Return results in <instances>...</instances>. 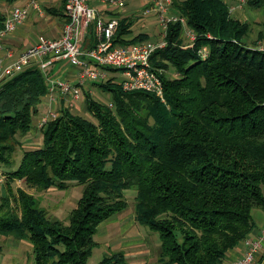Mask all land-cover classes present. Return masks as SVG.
Listing matches in <instances>:
<instances>
[{"label":"trees","instance_id":"1","mask_svg":"<svg viewBox=\"0 0 264 264\" xmlns=\"http://www.w3.org/2000/svg\"><path fill=\"white\" fill-rule=\"evenodd\" d=\"M173 8L196 41L183 48L181 24L171 25L167 45L152 58L159 72H172L160 73L166 102L144 91L124 92L110 80L98 87L111 94L113 108L86 93L95 121L62 107L40 130L35 120L48 92L42 70L30 67L3 85L0 163L7 190L0 236L30 242L34 264H88L99 226L129 207V190L136 192L137 222L159 236L157 264H223L257 227L253 211L264 212V51L257 41L248 43L250 25L223 0H174ZM5 19L0 12V30ZM134 24L131 17L120 19L115 43L150 39L132 36ZM203 48L206 58L199 55ZM35 130L42 145L25 150L13 169L20 137ZM10 180L41 191L82 185L71 224L49 219L33 195L14 193ZM100 264L127 261L115 253ZM256 264H264V254Z\"/></svg>","mask_w":264,"mask_h":264},{"label":"built area","instance_id":"2","mask_svg":"<svg viewBox=\"0 0 264 264\" xmlns=\"http://www.w3.org/2000/svg\"><path fill=\"white\" fill-rule=\"evenodd\" d=\"M129 1L66 0V23L62 34L58 38L39 36L32 47L16 58H13V47H7L5 41L33 12L44 17L46 11L41 0H26L21 5L13 6L0 30V49L6 50V56L0 58V91L7 81L26 69H41L48 82L46 95L49 109L37 119L36 126L40 130L59 117L61 104L64 103L65 108L72 111L79 102L85 100L86 103V93L91 96L94 93L92 89H88L89 85L98 87V83L117 81L115 77L109 76V71L122 75V80L117 82L124 92L144 91L155 94L162 102H166L163 80L158 69L154 67L152 58L158 49L167 45L165 39L171 25L181 24L183 36L188 41L183 48L194 46L196 34L187 26L184 16L173 12V0H152L149 6L143 11L140 10L139 16L144 18L154 15L161 28L159 39L155 42L117 44L115 37L120 27V19ZM91 31L94 43L89 45L87 37ZM259 49L264 51V44H259ZM208 53L207 48L199 50V55L203 58ZM6 59L12 61L7 62ZM57 63L68 66L69 77L61 78L51 72ZM113 106L112 103L109 107ZM2 180L0 172V182ZM263 246L264 229L257 239L248 241L246 252L235 264H256V255Z\"/></svg>","mask_w":264,"mask_h":264},{"label":"rangeland","instance_id":"3","mask_svg":"<svg viewBox=\"0 0 264 264\" xmlns=\"http://www.w3.org/2000/svg\"><path fill=\"white\" fill-rule=\"evenodd\" d=\"M243 1H245L244 4H243ZM248 1L249 0H227V2L231 4L229 5L230 13L234 15L236 18L240 19L241 21L248 22L251 27V32L248 38L246 39L247 41L249 40L248 43H253L257 41V45L259 47V44H264V38L263 40L259 39L260 32H262V34L264 35V0H253V1H257V3L259 4V7L257 8L255 7V9L250 7V5L248 4ZM150 2L151 0H130L127 3V6L123 10L124 12L128 11L127 15H132L131 19L134 20L135 22H138L136 27L133 29V34H136V33L138 34L139 31L144 30L143 32H146L145 34L150 35V40L155 41L156 39H159L160 37L161 28L157 20L155 19L154 15L150 17H144V18H141L142 16H139L140 10L143 11L147 6H149ZM178 2H180V0H178ZM173 3H174V0H173ZM257 3H255L254 5H257ZM42 6H43L44 11H46L45 8L47 7L52 6V7L58 8L60 6V3H54V2L47 3V4L43 3ZM177 6L179 5L177 4ZM171 9L175 11V9L173 8V4H172ZM0 12L5 13V10H2L0 8ZM132 12H135V13H132ZM47 16L48 15L46 14L45 17L47 18ZM141 20H144V21L140 23ZM41 35L47 36L44 33ZM187 42L188 41L186 37H184V43H187ZM160 73L161 74L164 73L165 75L169 76L172 72L171 71L164 72L160 70ZM109 76L115 77L118 82L122 80V75L118 72L109 71ZM88 87H87L88 89L93 90L94 93L92 96L98 103L104 106H110L113 103L112 96L109 92H105L99 87L94 86L93 84L89 85ZM84 101L85 100L79 102L77 104V107H75V109L72 110V113L76 115L84 116L88 118L89 120L91 119L92 121H95L93 117L89 113L86 112V110L84 111L82 110L84 103H85ZM61 106L66 107L64 103L63 105L61 104ZM48 109H49V99L47 96H44L42 99V103L40 105V116L46 114ZM112 112H114V110ZM35 125H37V120H35ZM41 137H42L41 133L40 132L38 133V130H35L33 133L27 135L26 137H20V141H22L23 144L21 148L19 145L16 147L17 151L13 155V160L15 163V168L13 169L18 168L25 150L38 148L42 145ZM4 168H6V166L0 163V172L3 173L2 174L3 180L2 182H0V203H1V197L3 196V194L6 193V190H7V175L4 173ZM10 183H11L10 186L13 189L14 193L17 194L18 189H22V190H25L27 193L33 195L34 198H36L37 200V205L41 206L44 210H46V212L48 213L49 219H51L52 221L55 219L60 220V222L64 225V227L69 226L71 224L70 213L72 212L74 208H76L84 192V187L82 185H77V184H71L67 190H58L55 188H51L47 191H41V190L32 188L24 180H20V181L10 180ZM263 191H264V186H263ZM135 196H136V192L134 190H129L126 192V198H127L129 207L125 212H123L120 215L124 217L128 216V218L124 219V223L134 221L135 219V215H134ZM253 217L257 224V228L258 226H262V227L264 226V212L262 210L255 209L253 211ZM132 226H131L132 230L128 234V241L130 239L138 240L139 238H142V237L145 239L142 244L136 243V240H135L134 243H132L131 246L128 247L131 253L134 252L135 254H137V252H141L139 260L133 259L134 257H136L135 255H133L131 258L128 259L129 260L128 264H157V260H158L159 253H160V241L158 240L159 239L158 234L150 231L145 226L138 225V223L135 221L132 223ZM136 226L140 230H137ZM103 227H107L109 229L110 227H115V225L114 223L105 222L99 226V233L97 232V234L94 237L96 246L93 250L92 257L89 259L88 264H100L104 256H106L107 254H110L111 251L114 252L115 251L114 249L117 248L116 247L117 243H116L115 238H109V237L100 238V230ZM115 229H116V233H119L122 231L121 227H116ZM123 234L124 233L119 234V236L121 235V237L120 238L117 237V241L122 240L121 238ZM5 238L6 237L0 236V253L3 251L4 253L7 252L5 254L7 258L15 256L14 259L12 258L8 260V263L6 264H34L32 246L31 247L29 246L31 245L30 243L27 244L28 242L22 241L23 245L21 247L17 248L16 246L17 243H15L16 248H11L12 241L14 239L13 238L5 239ZM125 240L126 239H123V241ZM124 246L125 245H123L122 247ZM0 258L3 259V257H0ZM2 259H0V264L5 263L4 262L5 260L2 262ZM13 260H17V261H13Z\"/></svg>","mask_w":264,"mask_h":264},{"label":"crops","instance_id":"4","mask_svg":"<svg viewBox=\"0 0 264 264\" xmlns=\"http://www.w3.org/2000/svg\"><path fill=\"white\" fill-rule=\"evenodd\" d=\"M65 1L66 0H41V4H43V3L47 4V3H51V2L53 3L54 2V3H60V6L58 8L52 7V6L45 8L46 14L48 15L47 18L45 16L44 17H40L37 13L33 12L31 14V17L22 26H20L11 36L8 37V39L5 42H6V46L7 47H9V46L13 47V49H14L13 50L14 51V57L13 58H16L21 52H23V51L29 49L30 47H32L37 42L38 37L41 34H43V33L45 35H47L48 37H52V38H58L62 34V30H63V27H64V25L66 23V19H65L64 15L63 16L59 15L60 13L58 12V10H62L60 12L64 13L63 10H64V2ZM223 1L225 3H227L228 6L231 5V4H229V2H227V0H223ZM249 1H248V4H249ZM25 2H26V0H19V1L15 2L14 4H7L5 2H0V8L2 10H5L4 14L6 15V18H7V16L9 15V13L11 11V9L13 8V6L21 5V4L25 3ZM244 3H245V1H243V4ZM249 5H250L251 8H254V9H255V7L256 8L259 7V4L254 5V6L251 5V4H249ZM241 8H242V6H241ZM48 10L49 11L55 10L56 12L55 13H49ZM127 12L123 13V15H122L123 17L122 18H127V17H131L132 16V15H127ZM142 21H144V20H141L140 23H142ZM243 22H246V21H243ZM246 23H248V22H246ZM137 24H138V22H135L132 30L136 27ZM143 31L144 30L139 31L138 34H145L146 32H143ZM136 34H133V32H132V36H136ZM260 34H262V32H260L259 35ZM263 38H264V35L262 36V40H263ZM87 42H88L89 45L94 43V39L92 38V31L89 33V35L87 37ZM147 42H154V41H151L149 39ZM5 56H6V50L5 49H0V58H4ZM6 61L8 62L9 59H6ZM11 61L12 60H10L9 62H11ZM61 67H62V70L60 69ZM69 70H68V66L67 65H63V63H57V66L53 68V73H56V75L58 77L64 78V77H67V76L69 77V75H70V73H69L70 71ZM40 105H39V114L37 115V118L40 116ZM82 110L83 111L86 110V112L89 113L88 109H87V103H84V106H83ZM33 132L34 131H32V133ZM41 139H42V142H43V137H41ZM125 211H123V212H125ZM123 212H121V213L113 216L111 219L105 221V222H109V223H114L115 227H110L109 229L107 227H103L100 230V238H106V237L115 238L116 243H117V246H116L117 248L114 249L115 251L114 252L111 251L110 254H107L106 256H104V258H107V257L109 258L115 253H123L125 258H126L127 264H128L129 263L128 259L131 258L133 255L136 256L133 259L139 260L141 252H137V254H135L134 252L131 253L130 250L128 249V247L131 246V244L134 243V241L136 240V239H134V240L130 239L128 241V234L132 230V228H131L132 223L134 221L137 222V220H136V216H135L134 221L124 223V219L128 218V216H125V217L124 216H120ZM134 215H135V212H134ZM118 216H120V217H118ZM105 222H103V223H105ZM138 225H140V224L138 223ZM116 227H121L122 231L119 232V233H116V229H115ZM263 229H264V226L263 227L262 226H258V228L256 227L253 230V232L243 242H241L235 248H233L231 251H229V253H228L227 257H226V260H225V262L223 264H235L239 259H241L243 257V255H244V253L247 250L248 241L250 239H257L261 235ZM137 230H140V229L137 227ZM98 233H99V228H98ZM120 233L121 234L124 233L122 238H121L122 240L121 241H117V237L118 238L121 237V235L119 236ZM123 239H126V240L123 241ZM144 239L145 238H143V237L139 238L138 240H136V243L142 244L144 242ZM22 241L23 242H28V241H25V240L14 239L12 241L11 248H16V246H17V248L21 247L23 245ZM119 242H120V244H119ZM15 243H17L16 246H15ZM29 243L30 242H28L27 244H29ZM123 245H125V246L122 247ZM29 246L31 247L32 244L29 245ZM263 251H264L263 248H261L260 251L257 253V255H256L257 263H259L261 261V259L263 257V254H264ZM6 253H4V251L0 253V257H3V259L0 258V259H2V262L5 260L4 264L8 263V260H10L12 258L14 259V257H15L14 256V257H8L7 258L6 255H5ZM13 261H17V260H13ZM131 263H132V261H131Z\"/></svg>","mask_w":264,"mask_h":264}]
</instances>
